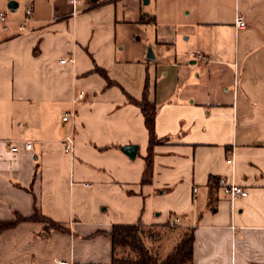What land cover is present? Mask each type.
Instances as JSON below:
<instances>
[{"label": "crops", "instance_id": "crops-1", "mask_svg": "<svg viewBox=\"0 0 264 264\" xmlns=\"http://www.w3.org/2000/svg\"><path fill=\"white\" fill-rule=\"evenodd\" d=\"M9 1L0 0V221L38 207L69 231L46 232L40 220L4 229L0 264H111L112 239L97 232L175 216L195 227L194 264H264V0H182V22L156 27L166 37L156 46L174 48L162 59L125 42L136 24L156 22L141 0H15L16 10ZM147 79L166 142L143 184L149 133L127 93L142 98ZM213 175L219 199L209 206ZM232 183L248 191L235 209L224 193Z\"/></svg>", "mask_w": 264, "mask_h": 264}, {"label": "trees", "instance_id": "trees-1", "mask_svg": "<svg viewBox=\"0 0 264 264\" xmlns=\"http://www.w3.org/2000/svg\"><path fill=\"white\" fill-rule=\"evenodd\" d=\"M95 71L101 74L107 85L117 84L111 80L107 71L95 66ZM150 85L147 79L142 98L138 99L127 93L129 101L141 109L145 126L149 133L148 153L145 156V166L142 175V183H151L153 178L154 148L156 145L166 142V138H160L156 133V116L158 105L149 98ZM209 206L215 204L220 190V180L216 176L209 178ZM44 221L46 232L51 229L67 232L68 227L44 216L38 207L33 214L23 216L16 213L13 220L0 221V232L11 228L23 221ZM169 231H179L178 239L166 256H162L163 241L169 236ZM110 236L113 245V258L111 264H194L195 227H182L180 224H172L170 220L164 223L145 224L141 221L130 224L117 223L108 231H99L97 234Z\"/></svg>", "mask_w": 264, "mask_h": 264}, {"label": "rangeland", "instance_id": "rangeland-1", "mask_svg": "<svg viewBox=\"0 0 264 264\" xmlns=\"http://www.w3.org/2000/svg\"><path fill=\"white\" fill-rule=\"evenodd\" d=\"M182 0H152L151 3H145V0H141V7L143 12L154 15L156 22L152 24H136L135 29L128 32L126 37V43L134 46H143L147 44V54L151 51L157 52L159 59L161 56L169 58L174 52V48L169 49L168 46L162 47L160 50L156 45L157 39L166 38L161 34H157L156 27L158 26L160 31H166L174 24L181 23L184 19L186 11H183L181 6ZM138 10V9H137ZM161 51V53H160ZM179 231H169V236L163 241L162 256H166L171 250L172 246L178 239Z\"/></svg>", "mask_w": 264, "mask_h": 264}, {"label": "built area", "instance_id": "built-area-1", "mask_svg": "<svg viewBox=\"0 0 264 264\" xmlns=\"http://www.w3.org/2000/svg\"><path fill=\"white\" fill-rule=\"evenodd\" d=\"M72 3L75 5L77 3V0H71ZM33 15H34V6L32 1L26 6L25 8V13H24V17L22 20V23L19 26V30L20 31H25L27 30V26L28 24L31 22V20L33 19ZM0 21L5 23L7 21V15L5 14V12H0ZM235 26L237 29H243L246 26V20L245 17L243 15H239L236 18L235 21ZM5 29L7 28V26H4ZM191 55L197 60V61H207L208 57L202 53V52H192ZM69 61H73V59H68V58H63L61 60L62 63H66ZM85 91H81L78 99H84L85 98ZM70 116V113H65V115L63 116V120H68ZM73 145H74V139L71 136H68L65 140V148L67 151H71L73 149ZM8 146L10 147V149L12 151H18L19 150V145L16 144L14 141H9ZM25 148L26 149H31L32 148V142L27 141L25 142ZM231 159L228 160L229 163H231ZM88 186L90 184H87ZM195 192H197V188L194 189ZM224 193L225 195L230 199V201L233 204V207L235 209V204L236 201L239 198L242 197H246L248 195V191L243 188L242 186L232 183V184H227L224 186ZM180 222V217L179 216H175L171 219V223L172 224H179ZM63 264H67L66 262H62Z\"/></svg>", "mask_w": 264, "mask_h": 264}, {"label": "water", "instance_id": "water-1", "mask_svg": "<svg viewBox=\"0 0 264 264\" xmlns=\"http://www.w3.org/2000/svg\"><path fill=\"white\" fill-rule=\"evenodd\" d=\"M18 7V3L15 0H11L8 3V8L10 10H16ZM122 150L131 158L135 159L138 151V146L136 144H128L122 147Z\"/></svg>", "mask_w": 264, "mask_h": 264}]
</instances>
